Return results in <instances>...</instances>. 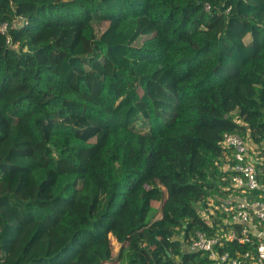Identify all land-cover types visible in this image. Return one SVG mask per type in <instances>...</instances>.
Listing matches in <instances>:
<instances>
[{"label":"trees","instance_id":"trees-1","mask_svg":"<svg viewBox=\"0 0 264 264\" xmlns=\"http://www.w3.org/2000/svg\"><path fill=\"white\" fill-rule=\"evenodd\" d=\"M3 24L0 264H210L185 248L241 197L223 134L264 178V0H0Z\"/></svg>","mask_w":264,"mask_h":264},{"label":"built area","instance_id":"built-area-1","mask_svg":"<svg viewBox=\"0 0 264 264\" xmlns=\"http://www.w3.org/2000/svg\"><path fill=\"white\" fill-rule=\"evenodd\" d=\"M205 9L208 10L209 6L205 5ZM6 31L7 24H3L0 32L4 34ZM220 145L230 150L233 164H227L224 169L230 173L231 187L243 198L228 196L226 200L220 199L217 206H212L220 213L227 229L219 228L211 236L197 232L186 243L185 250L201 252L210 264H264V202L244 197L250 192L264 190L263 174L256 166L262 159L238 135L223 134ZM226 243L246 245V249L231 255L221 251Z\"/></svg>","mask_w":264,"mask_h":264},{"label":"rangeland","instance_id":"rangeland-1","mask_svg":"<svg viewBox=\"0 0 264 264\" xmlns=\"http://www.w3.org/2000/svg\"><path fill=\"white\" fill-rule=\"evenodd\" d=\"M246 40H248V39H246ZM115 44H117V43H115ZM241 46V45H240ZM242 48V47H241ZM113 53H115L114 54V58L117 60V61H119V62H125V60L122 58V48H120V47H118V48H116L115 50H113ZM65 65V64H64ZM64 66H62V68H63ZM7 148V144H5L3 147H1V149H3V150H5ZM160 213V211H159V204L158 203H155V202H153L152 204H151V208L149 209V215L148 216H153V215H157V214H159ZM160 215H161V213H160ZM201 215L203 216V217H206V214H204L203 212L201 213ZM115 247V246H114ZM115 250H116V247H115Z\"/></svg>","mask_w":264,"mask_h":264}]
</instances>
